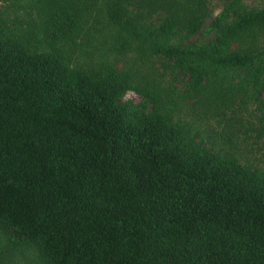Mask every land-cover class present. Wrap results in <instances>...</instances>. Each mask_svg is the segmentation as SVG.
Listing matches in <instances>:
<instances>
[{
  "label": "trees",
  "instance_id": "1",
  "mask_svg": "<svg viewBox=\"0 0 264 264\" xmlns=\"http://www.w3.org/2000/svg\"><path fill=\"white\" fill-rule=\"evenodd\" d=\"M39 1L42 19L23 42L0 27V255L33 246L39 264H264V171L187 152L150 80L136 85L115 61L73 67L63 50L103 15L117 50L173 59L194 93L232 67L257 86L261 53L239 43L264 34V8L217 18L213 39L184 46L172 38L199 29L208 0ZM34 37L63 45L37 53ZM127 88L151 100L155 128L130 121Z\"/></svg>",
  "mask_w": 264,
  "mask_h": 264
},
{
  "label": "rangeland",
  "instance_id": "2",
  "mask_svg": "<svg viewBox=\"0 0 264 264\" xmlns=\"http://www.w3.org/2000/svg\"><path fill=\"white\" fill-rule=\"evenodd\" d=\"M234 0H208V12L202 25L195 32L178 33L172 42L188 46L192 43H206L216 34L214 21L222 22L236 19L238 9L244 7L263 9L264 0H239L232 7ZM42 3L39 0H0V27L4 37L23 36L42 19ZM157 13V14H156ZM161 11L153 12L149 23H161ZM237 13V14H236ZM93 14H96L94 12ZM101 31V32H100ZM102 41V42H100ZM121 41L113 25L105 16L94 20L87 17L83 28L75 41L69 40L63 47L69 57L67 61L73 67L88 70L98 68L106 60L117 62L119 67L131 71L136 85H155L164 105L161 108L162 120L168 128L181 131L186 141V151L206 149L214 157L234 158L249 168L264 171V34L248 38L239 43L242 49L255 48L261 53L260 84L245 81L246 69L224 68L208 78L203 79V93L190 91V74L178 67L173 59L163 54L149 55L144 60L138 46L133 44L125 51H119ZM78 44V45H77ZM55 45V44H54ZM48 45L33 38L30 49L37 53L55 54L54 49L62 43ZM85 45L86 48L80 49ZM84 47V46H83ZM228 84L234 85L229 87ZM202 87V88H203ZM201 92V93H200ZM119 101L129 105V119L136 123L141 121L155 128L153 103L133 88H127L119 96ZM161 132L162 124H158ZM159 132V133H160ZM3 238L0 236V241ZM7 244L0 242V248ZM29 247L15 252L4 251L0 255V264H34L38 263V251Z\"/></svg>",
  "mask_w": 264,
  "mask_h": 264
}]
</instances>
